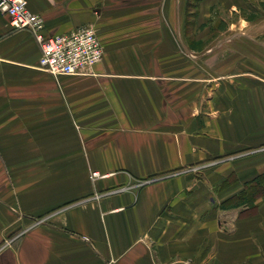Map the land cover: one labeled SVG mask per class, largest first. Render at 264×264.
<instances>
[{
    "label": "crops",
    "instance_id": "obj_1",
    "mask_svg": "<svg viewBox=\"0 0 264 264\" xmlns=\"http://www.w3.org/2000/svg\"><path fill=\"white\" fill-rule=\"evenodd\" d=\"M28 2L104 56L0 11V264H264V0Z\"/></svg>",
    "mask_w": 264,
    "mask_h": 264
},
{
    "label": "built area",
    "instance_id": "obj_2",
    "mask_svg": "<svg viewBox=\"0 0 264 264\" xmlns=\"http://www.w3.org/2000/svg\"><path fill=\"white\" fill-rule=\"evenodd\" d=\"M0 11L10 17L15 30L33 33L41 48L39 67L52 74H79L103 59L104 49L93 24L47 34L45 18L30 9L28 0H0Z\"/></svg>",
    "mask_w": 264,
    "mask_h": 264
},
{
    "label": "trees",
    "instance_id": "obj_3",
    "mask_svg": "<svg viewBox=\"0 0 264 264\" xmlns=\"http://www.w3.org/2000/svg\"><path fill=\"white\" fill-rule=\"evenodd\" d=\"M262 178H264V174L261 175V176L256 177L254 182L258 183V182H260V180H262Z\"/></svg>",
    "mask_w": 264,
    "mask_h": 264
}]
</instances>
